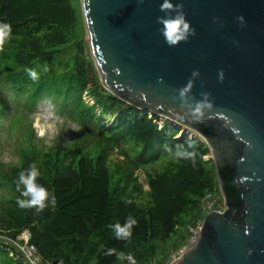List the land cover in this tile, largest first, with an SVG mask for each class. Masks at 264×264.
Segmentation results:
<instances>
[{"label": "trees", "instance_id": "1", "mask_svg": "<svg viewBox=\"0 0 264 264\" xmlns=\"http://www.w3.org/2000/svg\"><path fill=\"white\" fill-rule=\"evenodd\" d=\"M0 23L12 27L0 47V118L12 116L4 89L13 96L12 104L31 113L51 99L86 133L104 139L111 149L118 147L129 162L146 169L149 188L144 196L140 184H131L115 171L105 147L92 146L86 139L46 147L42 141L32 142V132L31 145L20 151L19 163L0 171V188L6 193L0 204L2 231L16 238L28 230L43 264H116L117 256L106 255L108 249L133 255L139 264L157 259L161 245L180 226L187 229L194 223L203 198L217 185L215 165L204 159L208 146L200 139L176 138L177 126L160 128L148 114L143 116L101 86L85 57L79 0H0ZM29 69L37 78L29 76ZM85 92L95 98L93 105L85 101ZM107 114L115 116L111 127L104 119ZM189 142L196 145L194 165L172 158L163 148L168 144L175 151L176 145L187 148ZM163 161L175 162L177 172L147 170ZM32 164L39 169L37 183L57 201L39 214L16 202L19 172ZM129 215L137 221L131 238L115 239L108 225L124 224ZM0 243V264H22L11 256L12 251L19 254L13 244L3 239Z\"/></svg>", "mask_w": 264, "mask_h": 264}, {"label": "water", "instance_id": "2", "mask_svg": "<svg viewBox=\"0 0 264 264\" xmlns=\"http://www.w3.org/2000/svg\"><path fill=\"white\" fill-rule=\"evenodd\" d=\"M80 1L106 89L199 133L212 151L226 210L207 215L177 264H264V0H171L196 33L176 46L157 23L163 0ZM204 92L213 108L193 118Z\"/></svg>", "mask_w": 264, "mask_h": 264}, {"label": "rangeland", "instance_id": "3", "mask_svg": "<svg viewBox=\"0 0 264 264\" xmlns=\"http://www.w3.org/2000/svg\"><path fill=\"white\" fill-rule=\"evenodd\" d=\"M79 4L81 7V1L79 0ZM82 11V8H81ZM83 17V13H82ZM84 23V19H83ZM84 27V35H83V43L85 46V57L87 60L91 61L94 68L95 73L99 79L101 86L109 93H111L103 84V81L100 77V74L97 70L96 64L93 59L91 47L87 38V33ZM88 88H92V85H89ZM4 93L7 96L8 101L11 102L9 109L7 111L10 112L12 115L10 118L8 117H1L0 118V171L10 170L13 166L19 163V154L22 149L30 147V136L33 132V143H37L42 141L44 146L46 147H55V146H70L73 145L79 139H86L87 143L92 144V146L104 148L108 154L109 162L112 168L117 171L118 173H122V176L128 178L131 184H140L144 189V196L145 192L149 193V188L146 185V169L139 168L129 162L125 157L124 153L118 147H113L106 145V141L102 138L92 136L89 133H86L85 129L80 126L78 123L72 121L67 117V115L58 108L57 104L52 101L51 99H44L42 102L38 104L35 108L34 112H30L25 110L23 107H17V105L12 104L13 96L7 89H4ZM112 94V93H111ZM114 95V94H112ZM115 96V95H114ZM116 97V96H115ZM118 98V97H116ZM84 99L89 104L95 103V98L85 92ZM120 99V98H118ZM121 100V99H120ZM141 111V110H140ZM142 115L145 116L143 114ZM98 114L102 113V110L97 111ZM151 113V112H150ZM18 115V116H16ZM20 115V116H19ZM149 117H153V121L161 127L166 125L177 126L178 134L176 138H184L185 136L191 139H200L206 146H208L206 140L197 132L192 131L190 128L174 122L166 117L151 114ZM105 122L108 126H112L115 116H110L107 114L105 116ZM209 148V153L204 157L205 160L213 162L215 165L212 151ZM177 165L173 161H163L149 169H147L150 173L158 174L163 172L164 170H168L175 174L177 172ZM216 171V169H215ZM217 176V174H216ZM214 197L213 201H217L218 205L224 204V200L222 197V192L219 187L218 181L216 187L213 189ZM5 192L3 189L0 188V204L4 199ZM205 205H201V211L199 212V217L204 210ZM207 214L203 213V221ZM198 222V219L194 221L191 226H195ZM190 227L187 229L184 226H180L178 231L174 234L172 239L167 242L166 244H162L160 254L157 257V264H168L169 259L173 252H176L181 245H185L188 240ZM9 232H3L0 227V239L4 241L11 242L19 252L22 253L20 258L18 259L19 262L22 264H28V248L26 243H22L24 240L25 232H22L16 238L7 236ZM27 234V233H26ZM19 244L22 246L21 248L17 245ZM1 247V243H0ZM30 247V246H29ZM25 251L27 255L24 254ZM16 258V257H15ZM17 259V258H16ZM30 263V262H29ZM31 264V263H30ZM43 264V262H42Z\"/></svg>", "mask_w": 264, "mask_h": 264}, {"label": "clouds", "instance_id": "4", "mask_svg": "<svg viewBox=\"0 0 264 264\" xmlns=\"http://www.w3.org/2000/svg\"><path fill=\"white\" fill-rule=\"evenodd\" d=\"M161 12L166 15L157 18V23L162 25L160 32L164 37L165 42L169 46H176L181 41L186 42L189 36H194L195 29L192 28L190 22L187 20L186 15L183 11V5H174L171 0H163L160 8ZM174 13V15H173ZM242 22L243 17H238ZM12 27L8 23H0V47L3 46L5 41L10 37ZM28 74L31 78H37V72L34 69H29ZM194 76L199 75L198 72L193 73ZM220 81L223 82V71L219 73ZM193 82L189 80L186 86L178 90L180 101H184L187 94L191 91ZM202 100L197 101L195 106L191 108L190 115L193 118H201L204 116L206 110L213 108V103L210 101V93H201ZM183 107V103L181 104ZM164 151L174 159H184L196 163V145L195 143L189 142L187 148L183 145H176L175 151L169 147L168 144L163 145ZM39 169L35 164H32L29 168L19 172L16 180L17 191L20 193V197L17 198V204L21 209H35L36 213L43 212L46 208L51 205L55 207L56 197L53 193L43 185L37 183L39 177ZM137 224V221L129 215L126 217L125 223L121 224L116 222L108 225L112 230L115 239L117 240H128L132 236V229ZM106 255H116L118 260L125 258V253H117L116 249H108ZM128 260H132L131 255L127 256Z\"/></svg>", "mask_w": 264, "mask_h": 264}, {"label": "built area", "instance_id": "5", "mask_svg": "<svg viewBox=\"0 0 264 264\" xmlns=\"http://www.w3.org/2000/svg\"><path fill=\"white\" fill-rule=\"evenodd\" d=\"M213 197H214V194L210 193L204 199L205 207H204V210H203L201 216H203L204 212L207 214L211 211H216L218 213H223L225 211V208L223 205H218V204H216V201H213ZM201 216L198 218L197 224L190 229V236L188 238V242L186 243V245L179 248L176 252L172 253L168 264H177L179 262V260L182 258V256L186 253V251L198 241V239L201 235L202 229H203V222H204L203 217H201ZM29 239H30V235L28 233L27 234L25 233L24 234V241L26 243V246H24V247L28 248V255L25 251H23V252L25 255H27L26 257L31 264H40V260L36 256L37 251H36L35 247L28 244ZM17 245L22 250V246H20L19 244H17ZM128 255L129 254H125V258L118 260L116 264H139L137 259L132 255H131L132 260L131 261L128 260L127 259ZM29 262H28V264H30ZM150 264H157V261L153 260Z\"/></svg>", "mask_w": 264, "mask_h": 264}, {"label": "bare ground", "instance_id": "6", "mask_svg": "<svg viewBox=\"0 0 264 264\" xmlns=\"http://www.w3.org/2000/svg\"><path fill=\"white\" fill-rule=\"evenodd\" d=\"M26 237V236H25Z\"/></svg>", "mask_w": 264, "mask_h": 264}]
</instances>
